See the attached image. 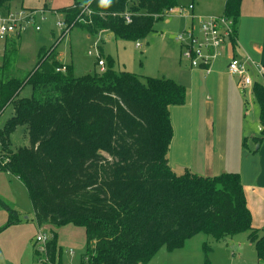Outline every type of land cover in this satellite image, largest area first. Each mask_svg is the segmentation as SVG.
Here are the masks:
<instances>
[{
    "label": "trees",
    "instance_id": "trees-1",
    "mask_svg": "<svg viewBox=\"0 0 264 264\" xmlns=\"http://www.w3.org/2000/svg\"><path fill=\"white\" fill-rule=\"evenodd\" d=\"M16 1L23 0H0V9L9 11ZM242 1L226 0L223 10L235 22L233 50ZM135 4L144 13L131 12L128 23L123 14ZM178 6V0H110L107 5L75 0L59 11L66 29L79 26L91 35L109 30L139 41ZM65 32L52 47L40 49L36 68L23 76L16 67L22 34L6 38L0 65V111L14 105L0 130V172L22 181L38 224L84 227L86 251L79 264H149L163 247L185 249L200 233L216 241L248 233L257 264H264V227L252 226L241 175L177 174L169 164L171 108L186 103V87L170 78L117 71L111 57L101 72L76 76L72 65L57 71L63 65L57 47ZM27 85L32 95L20 97ZM252 91L260 105L261 132L245 137V147L249 140L264 142V83L255 82ZM24 124L30 145L13 150L11 136ZM0 206L8 212L1 233L20 218L1 198ZM205 245L204 264H212V247ZM45 249L49 263H61L56 231Z\"/></svg>",
    "mask_w": 264,
    "mask_h": 264
},
{
    "label": "rangeland",
    "instance_id": "rangeland-1",
    "mask_svg": "<svg viewBox=\"0 0 264 264\" xmlns=\"http://www.w3.org/2000/svg\"><path fill=\"white\" fill-rule=\"evenodd\" d=\"M74 1H18L19 7L22 5L30 11L32 10L34 16V24L30 25L21 35L22 41L16 67L20 69L22 76L36 68L38 54L42 47L50 48L60 39L63 27L59 26L58 22H65V18L59 9L71 5ZM221 1L178 0V8H188L193 2L207 8L219 7ZM259 4L262 5L261 0H259ZM259 4L256 3L255 8ZM139 10L136 4L128 9L129 12H139ZM185 12L187 13V11ZM140 13H144V10H140ZM170 19L169 24L165 22L164 18L160 19L155 24V30L149 33L146 39L139 41L115 36L110 38L107 32L109 30H102L98 34L91 35L85 29L75 26L69 29L68 34L58 44L57 51L60 53V60L73 66L76 76L103 71L104 68L98 64L99 58L102 59L103 57L105 65H108V58L111 57L114 59V68L117 71H130L143 77L174 79L187 89L186 103L175 107L177 108L174 109L175 116L176 112L180 110L190 111L193 117L194 115H201L202 118L208 117L207 113L210 112V117L216 121L237 119L241 123V128L245 126L246 130L256 131L260 105L252 91L253 86L243 90L241 83L238 84L240 79L228 71L220 76L226 83L216 84V70L218 68H222L223 71L225 68L228 70L227 65L225 67L227 62L225 56L217 57L214 61L213 72L210 75H207L203 69L190 67L189 61L182 57L181 44L177 41V34L187 28L190 24L189 20L185 14H174ZM36 25L41 27L39 31L35 29ZM250 39L257 40L252 37V33ZM259 40L263 42L257 40V45L262 44L264 46V35ZM138 42L142 46H137ZM4 45L5 41L0 39V65L4 57ZM246 49L247 52H242L239 56L251 57L257 62L264 58V50L262 54L257 52L252 41L248 43ZM257 81L264 83V76H258ZM31 95L32 89L29 85L20 93V97ZM194 104L198 108V112L195 111ZM13 114L14 105L12 104L0 111V130L4 129ZM172 125L174 129L177 128L176 117L175 120H172ZM29 145L27 125L18 126L11 136L10 148L14 150ZM2 153L4 150L0 144V154ZM7 176L8 182L14 184L15 190L12 192L14 198L13 200L5 199L2 196L0 198L17 210L23 225L13 229L8 227L0 233V264H42L40 258L46 254L39 251L38 248L44 246L52 238L53 230L58 233V243L62 248L60 264H79L86 251L85 228L74 224L59 227L52 224L39 225L26 187L19 178L12 175ZM0 189L5 193L7 189L5 182H0ZM1 209L4 212V208L1 207ZM7 221L8 218L1 225H5ZM43 233L46 235V242H36V237ZM247 235L248 233L238 234L237 240H239L240 245L232 247L223 241L212 240V237L205 233H200L198 239H195L190 245L187 244V247L181 251H168L163 247L149 264H204L206 243L212 247L209 254L212 264H257L256 245L249 241ZM45 264L52 263L47 261Z\"/></svg>",
    "mask_w": 264,
    "mask_h": 264
},
{
    "label": "crops",
    "instance_id": "crops-1",
    "mask_svg": "<svg viewBox=\"0 0 264 264\" xmlns=\"http://www.w3.org/2000/svg\"><path fill=\"white\" fill-rule=\"evenodd\" d=\"M261 1L262 5L259 4V0L242 1L238 45L235 50L229 47H224L221 50L222 53L220 56L227 57L225 67L228 65L232 55L239 56L242 52H247L246 48H248V43L251 41L254 43V46H256V51L260 54L263 53L264 46L262 44L257 45L258 41L263 42L259 40V38H263L264 35V2L263 0ZM225 2L226 0H222L219 7L210 8L196 5L195 2H193V10L185 8L187 11V13L185 12V17H187L190 23L189 25H191L195 22V20L191 19V14L199 17L221 15L223 14ZM256 3L259 4L257 8H255ZM21 9L30 10L22 5L19 7V2L16 1L11 5L9 11L0 9V13L6 14L10 11H18ZM170 17L171 16L164 17L167 24L171 22ZM107 32L109 33L108 37L111 38L114 36L111 31ZM251 33L252 37L258 41L250 39ZM59 59H61L60 53ZM99 59H101V57ZM102 60H104L103 57ZM260 60L261 61L258 63L264 66V58ZM60 61L62 64L70 65L62 60ZM213 66L214 63L211 69H213ZM105 68L106 67H104V69ZM227 71L226 68L224 71L222 68L216 70L215 82L217 85L226 83L220 76ZM212 72L213 70L211 73ZM239 82L238 80V84ZM175 107H178V105L171 108V118L175 120L176 117L178 125H176L177 128L174 129L175 136L168 153L169 164L173 171L177 174H183L189 171L197 175L209 177L220 175L225 172L239 173L242 177L247 205L252 215V226L256 229H262L264 227V142L261 145H256L253 141L249 140L248 147L243 145L245 137L251 139L252 137L260 135V123H257L256 131L252 129L246 130L245 126L241 128V123L237 119L228 121L220 119L216 121L210 117V112L207 113L208 117L202 118L201 115H194L193 117L190 111L176 110L175 116L174 109H177ZM197 109L198 108L195 106V111ZM205 112L207 111L205 110ZM7 175L11 174L0 172V182H5L7 188L5 193L0 189V196L5 199L10 198L13 200L14 194L12 192L15 190L13 187L14 184L8 182ZM2 211L3 209L0 207V227L8 218V212L5 209L4 212ZM21 225H23L22 221L12 225L9 229L21 227ZM199 236L200 234L194 236L187 244L190 245V243L198 239L197 237ZM246 237H248V235ZM200 239L204 240L205 238ZM221 241L232 247L240 245L239 240H237V235L225 238Z\"/></svg>",
    "mask_w": 264,
    "mask_h": 264
},
{
    "label": "built area",
    "instance_id": "built-area-1",
    "mask_svg": "<svg viewBox=\"0 0 264 264\" xmlns=\"http://www.w3.org/2000/svg\"><path fill=\"white\" fill-rule=\"evenodd\" d=\"M188 8L193 10L194 5L191 4ZM31 11L21 9L10 11L6 14L0 13V39L5 40L8 37L20 35L30 25L34 24V16ZM185 11L184 7H175L168 10L166 16L174 14L184 15ZM131 14L128 10L123 14L128 23L132 20ZM191 19L195 20V22L184 29L183 32L177 34V41L181 44V55L189 61L192 68L203 69L208 75L212 71L211 68L214 61L221 55V50L227 45L232 48L231 37L234 34L235 22L224 14L202 17L191 14ZM58 25L63 27L62 30H66L65 35H67L69 32V29H66L67 24L59 21ZM35 29L39 31L41 27L36 25ZM137 46L140 47L141 43L138 42ZM98 64L102 68L105 67L104 60L102 59H99ZM227 68L231 75L240 79L243 90L249 86H253L257 82L258 76H264V66L250 57L232 55ZM57 71L66 72L67 65L63 64L57 68ZM36 242L45 243V233L39 234L36 237ZM38 250L46 254L45 245L38 248ZM47 261L48 258L45 255L40 258L42 264H45Z\"/></svg>",
    "mask_w": 264,
    "mask_h": 264
},
{
    "label": "clouds",
    "instance_id": "clouds-1",
    "mask_svg": "<svg viewBox=\"0 0 264 264\" xmlns=\"http://www.w3.org/2000/svg\"><path fill=\"white\" fill-rule=\"evenodd\" d=\"M101 3H102L103 5H107V4L110 3V0H101Z\"/></svg>",
    "mask_w": 264,
    "mask_h": 264
}]
</instances>
